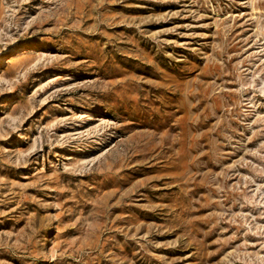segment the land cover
I'll return each instance as SVG.
<instances>
[{
	"label": "rangeland",
	"instance_id": "obj_1",
	"mask_svg": "<svg viewBox=\"0 0 264 264\" xmlns=\"http://www.w3.org/2000/svg\"><path fill=\"white\" fill-rule=\"evenodd\" d=\"M0 264H264V0H0Z\"/></svg>",
	"mask_w": 264,
	"mask_h": 264
}]
</instances>
